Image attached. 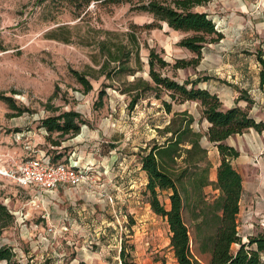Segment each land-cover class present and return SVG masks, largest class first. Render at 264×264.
<instances>
[{
  "label": "rangeland",
  "instance_id": "374dc122",
  "mask_svg": "<svg viewBox=\"0 0 264 264\" xmlns=\"http://www.w3.org/2000/svg\"><path fill=\"white\" fill-rule=\"evenodd\" d=\"M251 1L256 6L248 12L219 0L196 6L194 10L206 11L216 21L226 20L224 39L207 44L197 66L178 69L173 68L177 59L197 57L179 45L188 33L166 23L153 26L152 15L132 10L128 3L103 7L98 27L118 32L125 42L128 33L134 32L141 45V66L133 59L129 70L114 72L116 64L110 63L107 74L102 71L105 58L98 46L80 41L87 30H79L69 43L47 36L58 24L78 21L69 13L45 6L41 0H0V172L38 154L33 153L35 149L55 158L67 157L72 146L66 142L71 137L50 134L42 120L69 110L79 112L83 120L80 132L72 137L77 152L93 162L91 180L81 191L59 188L55 195L20 187L0 173V202L15 215L14 223L0 234V247L10 248L14 256L0 259V264H122L123 242L140 264H179L170 247L168 222L148 202L143 150L170 136L161 129L175 112L188 111L210 151L211 183L205 187L210 200L220 193L215 181L221 157L206 136L207 121L199 101H173L169 113L163 105V100L171 101L169 94L163 92L158 98L149 91L131 106L138 91L134 83L139 77L151 80L149 54L155 49L170 62L161 69L164 75L181 83L200 77L198 86L220 95L223 109L240 106L258 121L264 120V7L257 8L261 0ZM249 12L256 17L255 32L242 34L234 29V20L247 19ZM259 22L263 25L257 26ZM76 73L88 77L89 91ZM127 88L131 92L125 93ZM3 97H12L17 108ZM85 134L91 135L89 142ZM56 141L60 144L55 145ZM225 142L240 151L232 163L243 177L238 225L243 241H248V233H264V130L250 128ZM160 198L169 207L168 191ZM17 211L28 215L22 224L16 222ZM262 257L264 261V253Z\"/></svg>",
  "mask_w": 264,
  "mask_h": 264
},
{
  "label": "trees",
  "instance_id": "16d2710c",
  "mask_svg": "<svg viewBox=\"0 0 264 264\" xmlns=\"http://www.w3.org/2000/svg\"><path fill=\"white\" fill-rule=\"evenodd\" d=\"M209 0H41L45 6H57L61 13H69L78 21L71 25L58 24L47 32V36L66 43L74 42L78 31L87 30L80 38L84 44H96L99 53L105 58L102 71L106 72L110 63H115L114 72L130 69V62L141 66V45L134 32L128 33L127 41L119 39V33L98 27L99 11L103 7L128 3L132 10L146 12L154 18L153 26L166 23L174 30L188 33L179 45L195 53L190 60L177 59L173 68L197 66L202 58L203 48L219 42L224 34L216 27V21L206 11L194 8ZM55 21V18H51ZM0 48H3L0 38ZM170 65L155 49L149 54V75L151 80L137 78L134 86L138 89L133 95V106L147 92H155L160 98L167 92L171 101L163 100L167 112H172L173 101H199L203 107L202 117L209 122L206 131L208 140L213 143L220 155L215 187L219 195L210 200L205 187L211 183V162L209 149L202 144L203 134L193 126L195 118L188 111L175 112L169 123L161 131L170 134L163 142H156L145 148L141 156L142 169L146 171L148 182L146 193L152 210L168 222L170 247L179 264H264V233L248 235L243 241L239 232L238 215L243 197V177L234 167L233 160L240 151L225 142L232 135L255 128L264 130V120L258 121L249 111L240 106L223 109L218 94L198 86L201 81L186 79L182 83L164 75L161 69ZM109 74L108 72H106ZM79 82L89 91L92 84L86 75L76 73ZM264 76V69L262 70ZM112 77V75H108ZM132 89H125V93ZM12 108L17 106L12 97H3ZM83 123L79 112L64 111L42 120L43 126L60 137H73L81 130ZM59 145L60 141H56ZM168 191L169 207L160 196ZM15 221L12 211L0 202V234ZM239 244L233 249L234 244ZM131 250L134 245H130ZM14 253L10 248L0 247V259L11 260ZM122 264H140L122 243L120 249Z\"/></svg>",
  "mask_w": 264,
  "mask_h": 264
},
{
  "label": "built area",
  "instance_id": "2783aa9c",
  "mask_svg": "<svg viewBox=\"0 0 264 264\" xmlns=\"http://www.w3.org/2000/svg\"><path fill=\"white\" fill-rule=\"evenodd\" d=\"M261 6L264 7L262 0L257 8ZM216 27L222 31L220 22L216 21ZM2 170L0 173L8 175L16 185L34 187L38 193H42L61 186L77 187L89 183L92 165L80 166L72 156L59 161L50 152H44L38 156L29 155ZM15 214L16 222L20 224L24 223L28 216L23 211H17Z\"/></svg>",
  "mask_w": 264,
  "mask_h": 264
},
{
  "label": "crops",
  "instance_id": "0c3cea01",
  "mask_svg": "<svg viewBox=\"0 0 264 264\" xmlns=\"http://www.w3.org/2000/svg\"><path fill=\"white\" fill-rule=\"evenodd\" d=\"M220 1H222V2L224 1L228 5H233L234 8H238L239 10H243L244 8H246V12L252 10L256 6V4L254 2H252L251 0H219V2ZM249 13H250V15H248L249 17L247 19L245 18V16H243V17H238L237 19L234 20V29H236V28L240 29V33H242V34L244 33V31L246 33L248 31H250L251 32L250 34H253L255 32L254 29H253L255 27L254 26L255 24H254V21H253V17H254V19L256 17L255 16L251 17V15H254L253 12H249ZM258 18H260V16ZM218 22H220L221 27H222V32H223L224 25L226 24V20H224V21L223 20H218ZM256 25L257 26L263 25V22L256 23ZM218 96L220 97L221 101L223 102L222 97L220 95H218ZM259 120H263V119H259ZM208 126H209V122L207 121V128H208ZM85 135H86L87 142H89L90 141L89 138H90L91 135L90 134H85ZM75 142H76L75 139L71 137V139L68 142H66L67 145L72 146L70 151H69V153H68V156L65 157V158L59 157V158H56V159L59 160V161L60 160H66L69 156H72L73 159L76 160L80 166H84V165H88V164L93 166V162L91 161L90 157H87L86 155H84L82 157L77 152V146L74 145ZM214 148L217 149V147H215V146H214ZM44 152H45L44 150H40V149L39 150H36V149L33 150V153H38V154H34V155H40V154H43ZM209 153H210V151H209ZM100 163H102L105 166L104 162H100ZM86 184H88V183H86ZM86 184L84 183V184H81V185H79L77 187L61 186L59 188H63V189L70 188V189H73V190H76V191H81V189H83L86 186ZM59 188H57V189H55L53 191H50L49 193H53L55 195V194H57ZM248 235H251V233H248L246 235V237H248Z\"/></svg>",
  "mask_w": 264,
  "mask_h": 264
}]
</instances>
